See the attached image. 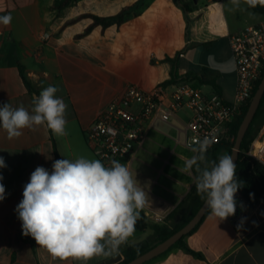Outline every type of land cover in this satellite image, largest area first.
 <instances>
[{
    "label": "crops",
    "instance_id": "0c3cea01",
    "mask_svg": "<svg viewBox=\"0 0 264 264\" xmlns=\"http://www.w3.org/2000/svg\"><path fill=\"white\" fill-rule=\"evenodd\" d=\"M180 1L187 12L175 0H80L84 12L100 17L115 15L137 2L142 4L139 14L121 26H96L85 34L92 22L66 28L72 18L71 7L66 15H58L53 8L56 0H0V16L12 17L10 24H0V104L9 103L13 108L22 105L31 111L35 95L22 80L23 67L39 93L49 85L59 88L56 95L67 104L68 122L63 137L42 125L35 130L26 128L20 137L10 140L0 127V156L7 165L0 168L4 177L0 183L6 190V198L0 201V264H119L125 259L124 251L144 238L149 229L135 228L127 242L109 255H95L86 262L72 257L54 259L34 239L32 246L30 236L22 235L15 208L35 168L43 166L51 171L56 160L53 138L61 159H98L86 143L85 131L128 87L150 90L170 80L173 64L168 57L177 56L180 81L189 82L203 94L218 92L232 100L233 96L225 97L221 84V73L232 70L234 95L237 72L229 36L260 24L264 16L249 8L262 20H245L242 26H248L243 29L230 23L232 13L223 0ZM197 50H201L198 56ZM209 53L215 54L217 67L202 60ZM230 63L227 69L222 67ZM203 73L205 84L189 78ZM193 81L201 86L195 87ZM189 119V111L183 109L168 123L157 122L150 127L127 164L149 195L140 216L153 223L171 227L190 210L188 198L196 185V165L185 169L198 155L185 145ZM243 204L242 217H247L243 229L238 231L229 218L221 222L209 214L198 230L187 236V245L203 259L174 245L146 264H264V202L254 209L245 201ZM173 213L175 217L169 219ZM154 214L163 219L156 222Z\"/></svg>",
    "mask_w": 264,
    "mask_h": 264
},
{
    "label": "clouds",
    "instance_id": "9594fccd",
    "mask_svg": "<svg viewBox=\"0 0 264 264\" xmlns=\"http://www.w3.org/2000/svg\"><path fill=\"white\" fill-rule=\"evenodd\" d=\"M257 2L244 0L249 7H255ZM231 4L239 8L241 0H231ZM11 20V15L0 16V24L8 25ZM58 91L52 85L44 88L33 97L31 111L22 105L13 108L9 103L0 104V127L8 139L20 137L26 128L35 130L42 125L57 137L65 136L67 104L56 95ZM211 143L205 137L193 149L199 155L188 161L185 170L197 165V194L210 209V215L222 222L235 215V197L243 185L236 177L233 154H224L218 162L199 167L197 162L205 160ZM6 167L0 156V168ZM3 179L0 174V181ZM253 195L250 193V197ZM22 197L15 208L22 235L33 238L54 259L72 257L86 262L95 255L118 251L127 242L149 195L138 185L127 164L112 160L105 165L99 159L80 156L75 160H55L51 171L37 166L23 186ZM5 198V186L0 183V201ZM239 207L242 211L246 208L243 202ZM246 220L247 217L240 219L238 231Z\"/></svg>",
    "mask_w": 264,
    "mask_h": 264
},
{
    "label": "built area",
    "instance_id": "2783aa9c",
    "mask_svg": "<svg viewBox=\"0 0 264 264\" xmlns=\"http://www.w3.org/2000/svg\"><path fill=\"white\" fill-rule=\"evenodd\" d=\"M258 3L264 6L261 0ZM229 44L237 72L231 101L218 92L203 94L187 81L162 83L150 90L132 85L85 131L86 143L92 152L105 165L112 160L128 164L148 129L157 122L168 123L183 109L190 113L184 130L187 148L193 151L208 137L212 141L208 152L230 139L231 126L239 111L252 99V91L264 69V20L230 35ZM248 155L264 166V126L251 143ZM162 219L154 214L156 222Z\"/></svg>",
    "mask_w": 264,
    "mask_h": 264
},
{
    "label": "trees",
    "instance_id": "16d2710c",
    "mask_svg": "<svg viewBox=\"0 0 264 264\" xmlns=\"http://www.w3.org/2000/svg\"><path fill=\"white\" fill-rule=\"evenodd\" d=\"M73 0H64V2L61 4L60 9L68 8L71 5V2ZM176 3L182 7L186 12L188 10L187 6L183 4L180 0H175ZM142 8V4L137 2L132 6H128L123 8L120 12H118L115 15L108 16V17H100L94 14H84L82 15L81 18H90L92 19V24L86 29L85 34H89L96 26H101L103 29H106L108 27H111L113 25L115 26H121L124 24L128 18L132 15H138L140 10ZM251 10L260 13L264 16V6L260 5L258 2L255 7H249ZM168 61H171L173 64V69L171 72V79L165 81L163 84H174L180 81L182 77L178 75V64L176 62L177 56L173 59L167 58ZM20 75L22 77V80L24 81L26 87L28 90L34 94V95H39V92L36 91L33 83L29 80L25 70L23 67L20 68ZM188 78L187 76H185ZM264 77V69L261 73L260 79L256 83L253 91H252V98L257 91L262 79ZM193 78L196 80H199L203 84H205V75L204 73L201 75H194ZM214 88L218 91V88L214 86ZM250 101L239 111L234 123L231 126V129L229 131V137L230 139L233 138L232 140L228 139L223 141V143L217 145L210 151L206 152L205 155V160L204 161H198L197 164L199 165L200 168L205 167V165H210L212 161H219L220 156L224 154H232L236 139H237V134L238 130L244 120V117L249 109ZM264 126V96L262 98V101L260 103V106L250 124V127L244 137V140L241 145V149L239 151V156L236 162V177L238 181H240L243 185V187L238 191V193L243 197L245 202L248 204V206L252 209L256 208L261 202H264V166L252 158L250 155H248V151L250 148L251 143L253 142L254 138L258 134V132L263 128ZM51 132V130H50ZM53 137V136H52ZM53 145H54V150H55V156L56 160L61 159L56 141L53 138ZM197 165L194 168V173L196 175V178L199 175V172L196 170ZM250 193L254 194L252 197H250ZM205 201L201 199V197L197 194L196 190V185L193 187L189 198H188V203L190 204V210L186 217L181 219L178 222H174L171 227L165 224H158V223H153L151 222L145 215L140 216L141 218L137 221V224L135 228L140 231H145L147 229H151L154 232L155 238L157 239V242L154 245H149L148 243H141L138 245H133L128 247L124 251V256L125 259L119 263V264H126L133 259L139 257L140 255L146 253L149 251L151 248L156 246L157 244L165 241L169 237H171L173 234H175L177 231L182 229L185 225H187L190 220L194 217V215L198 212V210L201 208ZM183 205L180 207L182 208ZM210 214V209L202 219V221L196 226V228L189 234L192 235L194 234L200 225L204 222L206 217ZM175 217V213L170 215L169 219H173ZM187 235V236H189ZM187 236L183 237L178 243L175 245H180L181 247L184 248V250L191 254L192 256L198 258V259H203V255L199 252L194 251L191 249L185 239ZM32 246H34V240L33 238H29Z\"/></svg>",
    "mask_w": 264,
    "mask_h": 264
},
{
    "label": "water",
    "instance_id": "95a60500",
    "mask_svg": "<svg viewBox=\"0 0 264 264\" xmlns=\"http://www.w3.org/2000/svg\"><path fill=\"white\" fill-rule=\"evenodd\" d=\"M37 96V95H35ZM264 96V77L255 92L253 98L251 99L249 109L244 117V120L238 130L236 143L233 149V157H234V163L236 164L239 151L241 149L242 142L244 140V137L250 127V124L260 106V103L262 101V98ZM236 200H237V209L234 216L229 217L231 221L234 222V224H238L240 219L242 218V214L245 212V210H241L239 207L240 202L245 201L241 195L236 194ZM247 204V203H246ZM248 205V204H247ZM208 208L205 205V202L201 206V208L198 210V212L194 215V217L190 220V222L185 225L182 229L177 231L175 234H173L171 237L166 239L165 241L157 244L153 248H151L146 253L140 255L139 257L133 259L132 261L126 263V264H146L148 261L153 260L154 258L164 254L166 251H168L170 248H172L176 243H178L183 237L189 235L196 226L202 221L206 213L208 212Z\"/></svg>",
    "mask_w": 264,
    "mask_h": 264
},
{
    "label": "rangeland",
    "instance_id": "374dc122",
    "mask_svg": "<svg viewBox=\"0 0 264 264\" xmlns=\"http://www.w3.org/2000/svg\"><path fill=\"white\" fill-rule=\"evenodd\" d=\"M90 1L92 3L94 2V0H90ZM205 1L206 0H204V2ZM223 1H224L225 4H227V7L229 8L230 12L233 14V15L230 14V17H229L230 23L233 24V25L242 26L245 23V20H248V21L252 20L254 22H259V21L262 20V17L260 15H256L251 10H249V6L246 3H244V0H241V4H240L239 8L234 7L231 4V0H223ZM63 2H64V0H56L55 5L53 7L58 15H60V14L61 15H66V9L67 8L60 9L61 4ZM70 7H71L70 11H72V14H71L72 18L70 20H68L67 23L65 24L66 28L67 27H73L75 25L78 26L79 25L78 23H91L92 22V19H90V18H87V17L86 18H81L82 15L89 14V13L83 11V9H82L83 7H82V4H80V0H73L71 2ZM236 16L239 17V18H236ZM247 26H248V24L242 26V28L244 29ZM200 51L201 50H197V56H198V53H200ZM202 60H204L206 62H209L212 67H217V65L215 64L216 60H217L216 57H215V54L209 53L207 55V57L206 58H202ZM231 65H232V63H230V64H228L226 66H222V67H225L227 69ZM231 71L232 70H229V71L227 70V71H224V73H221L223 75V79L221 80V84H222V87L224 88V95L228 99L232 98L233 89H234V73L231 72ZM225 72H228V75H226ZM193 85L195 87L201 86L198 81L197 82L193 81ZM237 195H240V194L237 193ZM143 237L144 238L139 240L135 245H138V244H141V243H145V242L148 243L149 245H154L157 242V239L155 238L154 232L151 229H149L146 232V234L143 235ZM158 257H160V256H158ZM158 257H156L154 259H157ZM153 260H151V261H153ZM151 261H148L147 263H149Z\"/></svg>",
    "mask_w": 264,
    "mask_h": 264
}]
</instances>
